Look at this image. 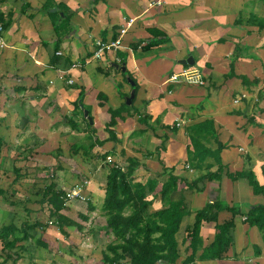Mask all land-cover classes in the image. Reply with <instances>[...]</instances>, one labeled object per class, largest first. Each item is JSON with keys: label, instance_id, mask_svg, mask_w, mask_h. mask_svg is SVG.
<instances>
[{"label": "crops", "instance_id": "crops-1", "mask_svg": "<svg viewBox=\"0 0 264 264\" xmlns=\"http://www.w3.org/2000/svg\"><path fill=\"white\" fill-rule=\"evenodd\" d=\"M157 1L0 0V17H4L0 21L10 20L2 33L5 46L0 47V81H14L19 85L14 86L15 91L37 88L38 92L44 90L38 96L52 95L53 123L61 115L72 120L79 117L74 110L81 90L86 94L84 105L93 108V125L97 122L101 128L110 121L109 108L132 104L131 110L140 112L133 117L125 112L117 118L114 129L118 140L98 148L109 155L112 151L133 152L129 158L149 169L140 168L145 176L160 182L156 193L167 178L161 176L159 157L183 180L172 195L173 200L184 199L191 211L176 235L177 264H181L192 253L185 231L193 227L196 213L207 203L220 201L231 207L234 202L248 200L250 205L264 204L247 179L232 181L228 177L247 166L264 184V25L258 23L259 18L264 19V0H161V5ZM48 2L55 4L56 12L58 4L65 6L71 15L70 28L60 43L44 7ZM64 16L61 12L59 17ZM133 18L136 21L123 37L122 47L96 59V42L117 40L119 30ZM154 42L158 43L145 48ZM189 60L193 64H183ZM187 68L199 69L206 84L165 82L169 75ZM140 117L148 124L139 121ZM206 121L214 125L205 126L201 137L214 132L224 145L220 154L223 171L194 186L192 182L219 168L213 158L197 167L189 160L188 152L194 150L190 129ZM107 139L108 133L100 140ZM206 144L217 147L211 136ZM157 201L161 208L155 209H162L158 198L153 205ZM231 218L227 210L221 211L218 223ZM215 234L214 223L202 224L194 264H264L262 235L245 222V217L235 218L233 242L223 259H204L201 255Z\"/></svg>", "mask_w": 264, "mask_h": 264}, {"label": "trees", "instance_id": "trees-1", "mask_svg": "<svg viewBox=\"0 0 264 264\" xmlns=\"http://www.w3.org/2000/svg\"><path fill=\"white\" fill-rule=\"evenodd\" d=\"M96 1L97 0H94L93 3ZM44 7L52 19L53 29L57 36L56 41L60 43L70 28L71 15L65 6L60 4L57 6L60 8L59 11L55 13L50 12L51 9L55 8L53 2L46 3ZM61 12L65 15L62 19L59 17ZM0 19L4 21V17L1 16ZM258 23L264 25V19L259 18ZM9 24L10 20L3 23L4 28ZM157 43L158 42L151 43L145 48H150ZM52 63L53 61H51V65ZM16 91L22 92L24 89L17 88ZM136 92L137 88L134 87V94H136ZM85 95V91L81 90L80 96L75 103L74 113H79L85 118L84 120L87 124L90 144L86 146L87 148L74 144L71 149L74 154H79V152L82 151L84 155L89 156L96 147H102L105 142H116L118 140L114 129L117 124V118H122V114L125 112L130 117L139 115L140 112L137 110L132 111V104L124 105L117 109L109 108L108 113L110 114V121L106 124L108 139L100 141L93 137L96 135V129L93 124H90L89 118L93 121L90 116V111H88L89 118L85 117V110L87 109L83 103ZM99 97L101 98L102 95L100 94ZM67 120L72 128L75 129L77 127L74 120L69 118H67ZM139 121H144V124H148V120L145 118L140 117ZM207 125L212 127L214 123L206 121L190 129V138L194 150L193 152H188L189 160L197 167V165L202 164L208 157L213 158L219 164V168L216 173H209L203 176V178H199L192 182L194 186H197L203 179L213 180L214 176L219 175V172L223 171L220 154L224 149V145L218 141L216 133L214 132L211 134L205 133L204 138L201 137V135H203L201 130ZM210 136L213 137L217 143L215 149L208 147L206 144ZM2 146L3 140L0 137V153ZM83 148H85V151ZM152 154L153 153L148 154V156ZM108 155L109 152L102 154L101 158L104 162ZM159 164L162 167L161 176H166L167 178L165 181L161 182L160 190L157 193L156 190L160 182L156 178L148 177L145 182H135V172L140 170L141 167L147 168V166L142 165L138 160L128 158V164L124 168L116 163L110 164L102 206V210L107 219L106 224L108 232H106V234L110 236V239L102 254L103 264H124L128 256L130 257L129 264H177L180 259L179 244L176 235L180 230L183 218L190 215L191 211L184 199H172V195L178 190L179 184L183 180H179L178 177L173 174V170L168 169L160 157ZM19 171L20 170L17 172ZM147 171H149L148 168ZM48 177L50 179V184L44 186V188H38L36 195L41 197V202L51 207L50 217L55 218L56 225L64 235H67L65 230L66 227H74L78 230H82L83 226L81 224L64 214V212L68 210L67 203L71 202L67 198L66 190L59 186L55 174H51ZM228 177L232 181L247 179L249 185L253 189V193L256 196H262L264 198V184H260L255 179L254 173L247 166L241 172L228 174ZM4 194L5 191L0 189V195ZM151 196L152 198H150ZM157 198L160 199L163 204L162 209H153V201ZM86 204L89 212L95 210L90 201H86ZM243 207L237 204H233L231 207L224 206L220 201H216L207 203L199 210L195 215L193 227L187 228L185 231V239L190 242L189 247L192 253L181 264H194L201 241L200 231L204 222L214 223L216 229L214 241L209 247L204 249L201 255L204 259H223L233 242L231 231L235 228V218L237 216L245 217V222L250 227H257L264 241V204L250 205L247 208V212L242 210ZM224 210L231 213L232 218L223 224H219L218 214ZM78 216L84 222L89 220L88 214H79ZM46 226H48V224H43L41 222H36L33 225L23 224L20 229L15 224L6 225L1 229L0 240L8 250H13L18 247L20 243L33 238L29 233L30 230L44 228ZM36 244L45 249L49 247L48 244L41 239L36 240ZM253 248L254 250L256 249L258 254L261 253L259 247L253 246ZM4 250L5 248L3 251ZM8 250L5 251L8 252ZM16 258H20V255H17ZM7 259H13V256L6 253V259L0 261V264H5Z\"/></svg>", "mask_w": 264, "mask_h": 264}, {"label": "rangeland", "instance_id": "rangeland-1", "mask_svg": "<svg viewBox=\"0 0 264 264\" xmlns=\"http://www.w3.org/2000/svg\"><path fill=\"white\" fill-rule=\"evenodd\" d=\"M14 86L19 85L10 80L0 81V137L3 140L0 189L5 191L4 195H0V232L3 226L10 224H15L19 229L23 224L33 225L36 222L48 226L30 230L33 238L20 243L13 250H8L0 240V261L6 259L7 253L14 260L7 259L5 264H103L102 254L110 239L106 234L107 219L102 210L109 166L116 163L124 168L128 164L129 154L133 155V152L125 150V153L121 151V154H116L112 151L105 162L101 158L103 149L98 147L89 156L82 151L74 154L72 145L86 147L90 144L89 133L82 120L85 118L81 114L75 116V129L68 123V115H61L60 120L53 123L50 113L52 100L49 98L52 95L38 96L44 90L38 92L37 88L16 92ZM45 92L48 93V90L45 89ZM87 109L93 117V108ZM95 123L99 133L93 137L100 140L107 135L106 128ZM139 157L142 159L144 155ZM143 172H135V182H145L147 176ZM51 174L56 175L57 183L67 193L79 192L77 199L67 203L68 210L64 214L81 224L82 230L66 227L67 235L61 233L55 218L50 217L51 207L36 195L38 188L50 184L48 176ZM86 201L93 204V212L88 211ZM242 203L237 205L244 206L243 209L250 206L248 200ZM155 208H161L159 201L153 205ZM79 214H88L89 220L84 222ZM39 239L49 247L45 249L37 245L36 240ZM3 247L8 252H4ZM17 255L20 258L17 259ZM129 260L128 256L124 264H129Z\"/></svg>", "mask_w": 264, "mask_h": 264}, {"label": "built area", "instance_id": "built-area-1", "mask_svg": "<svg viewBox=\"0 0 264 264\" xmlns=\"http://www.w3.org/2000/svg\"><path fill=\"white\" fill-rule=\"evenodd\" d=\"M157 5H161V0L157 1ZM136 19H129L127 25L123 26L119 30V38L113 42H96L97 51L94 54L96 59H101L105 52H110L112 50L121 48L123 45V37L128 33L130 27L134 24ZM4 32V25L0 21V47H4V41L2 38V33ZM80 65H73V68L79 67ZM73 81H69L71 84ZM166 83L171 85H199L203 86L206 84L203 74L197 68H187L179 73H173L167 77ZM178 124L177 126H179ZM79 197V192L67 193V198L70 201L77 199Z\"/></svg>", "mask_w": 264, "mask_h": 264}, {"label": "water", "instance_id": "water-1", "mask_svg": "<svg viewBox=\"0 0 264 264\" xmlns=\"http://www.w3.org/2000/svg\"><path fill=\"white\" fill-rule=\"evenodd\" d=\"M56 11H57L56 9H52V10H51L52 13H55ZM187 63H189V64H193V62L190 61V60H189V61H184V62H183V64H187ZM128 104H129V102H128ZM88 113H89V112L86 110V111H85V117H87V118H89V117H88ZM89 121H90V124L92 125L93 122H92V120H91L90 118H89Z\"/></svg>", "mask_w": 264, "mask_h": 264}]
</instances>
